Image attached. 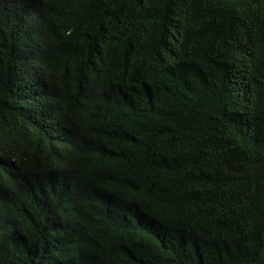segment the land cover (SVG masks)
<instances>
[{"label":"trees","instance_id":"trees-1","mask_svg":"<svg viewBox=\"0 0 264 264\" xmlns=\"http://www.w3.org/2000/svg\"><path fill=\"white\" fill-rule=\"evenodd\" d=\"M0 264H264V0H0Z\"/></svg>","mask_w":264,"mask_h":264}]
</instances>
